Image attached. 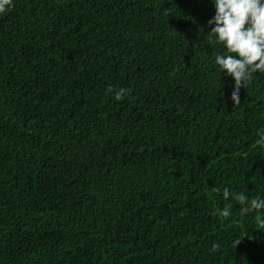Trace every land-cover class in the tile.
I'll list each match as a JSON object with an SVG mask.
<instances>
[{
	"label": "trees",
	"instance_id": "1",
	"mask_svg": "<svg viewBox=\"0 0 264 264\" xmlns=\"http://www.w3.org/2000/svg\"><path fill=\"white\" fill-rule=\"evenodd\" d=\"M13 3L0 14V264H264L255 213L223 198H264V74L236 106L215 64L225 49L207 39L214 0Z\"/></svg>",
	"mask_w": 264,
	"mask_h": 264
},
{
	"label": "clouds",
	"instance_id": "2",
	"mask_svg": "<svg viewBox=\"0 0 264 264\" xmlns=\"http://www.w3.org/2000/svg\"><path fill=\"white\" fill-rule=\"evenodd\" d=\"M215 16L208 21L211 31L207 34L209 42L222 45L225 51L215 56V64L222 73L234 78L235 88L232 100L240 105V89L246 88L259 72L264 74V0H214ZM13 0H0V14L14 8ZM108 93L115 92L114 99L121 101L132 93L131 88L115 89L109 86ZM260 137L256 145L264 148V128L257 131ZM213 192H219L213 188ZM231 197L240 205L239 213L246 216L255 213L259 228L264 229V198H250L244 192L223 190L225 201ZM232 214V205L226 204L218 215L228 218ZM241 241H234L237 247ZM220 245L213 243L211 252H218Z\"/></svg>",
	"mask_w": 264,
	"mask_h": 264
}]
</instances>
